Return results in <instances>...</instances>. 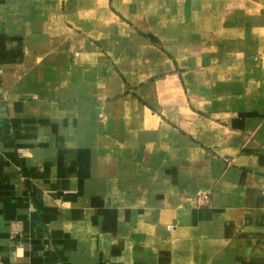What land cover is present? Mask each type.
<instances>
[{"label": "crops", "instance_id": "crops-1", "mask_svg": "<svg viewBox=\"0 0 264 264\" xmlns=\"http://www.w3.org/2000/svg\"><path fill=\"white\" fill-rule=\"evenodd\" d=\"M0 264H264V0H0Z\"/></svg>", "mask_w": 264, "mask_h": 264}, {"label": "rangeland", "instance_id": "rangeland-1", "mask_svg": "<svg viewBox=\"0 0 264 264\" xmlns=\"http://www.w3.org/2000/svg\"><path fill=\"white\" fill-rule=\"evenodd\" d=\"M226 2H241V1H243V0H225Z\"/></svg>", "mask_w": 264, "mask_h": 264}]
</instances>
